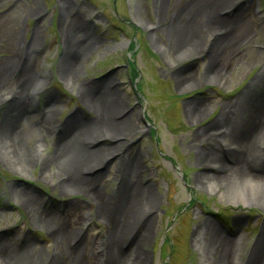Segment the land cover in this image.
<instances>
[{
    "label": "rangeland",
    "instance_id": "374dc122",
    "mask_svg": "<svg viewBox=\"0 0 264 264\" xmlns=\"http://www.w3.org/2000/svg\"><path fill=\"white\" fill-rule=\"evenodd\" d=\"M201 1L212 21L203 20L208 15L194 7L195 0H0V74L11 83L0 89V148L7 149L0 151V245L6 240L12 255L27 246L42 250L38 264L44 255L69 264L68 252L80 249L82 264H103L111 214L124 178L130 177L153 198L131 216L133 231L113 240L116 251L126 254L121 264H220L221 247L207 248L211 234L229 240L225 264L252 263L248 257L264 236V204L254 195L261 185L254 176L261 174L254 162L260 151L264 164L263 120L261 133L246 140L248 151L242 154L245 176L255 180L241 185L246 202L236 197L237 186L229 189L216 178L229 175V166L239 160L222 125L237 139L253 120L256 97L264 89V0ZM63 9L74 23V42L90 43L71 68L66 50L72 45L63 41L59 16ZM174 15L190 27V48L178 45L175 51L169 26ZM237 16L247 26L245 33L237 27L222 38L223 31L212 27H228ZM215 45L220 51L212 58ZM24 58L32 70L22 85L27 98L21 112L31 124L16 129L18 138L9 127L14 114L8 110L18 94L21 68L14 64ZM88 87L110 92L118 105L117 122L130 124L117 136L87 132L75 137L71 146L80 157L110 150L95 165L70 154L57 156L70 119L93 127L97 113L81 92ZM14 92V98L5 99ZM196 104L200 112L192 114ZM129 162L132 169L124 177ZM68 166L82 187L93 182L107 217L97 212L99 201L91 191L62 187L69 177L61 171ZM27 197L34 198L37 215L55 223L36 222ZM146 216L141 232L138 220ZM61 225L69 231L62 249L53 232Z\"/></svg>",
    "mask_w": 264,
    "mask_h": 264
},
{
    "label": "bare ground",
    "instance_id": "6f19581e",
    "mask_svg": "<svg viewBox=\"0 0 264 264\" xmlns=\"http://www.w3.org/2000/svg\"><path fill=\"white\" fill-rule=\"evenodd\" d=\"M195 8H198L201 12L203 13H207L206 8L204 7V5L202 4L201 0H195ZM64 5V4H63ZM228 6H231V2H229ZM68 11L64 10L60 13V17L61 20L63 21V23H61L62 28H63V41L65 44L67 45H72V47H70V49L66 50V54H67V63L68 67H74L78 64V62L81 61L83 55L86 53L87 49L90 46V43L88 41H84L83 43H78V42H74V35L71 33V27L74 26L73 21H69L66 20ZM205 13V14H206ZM208 15V13H207ZM172 16V15H171ZM176 15H174L172 17V19L170 20V33L172 36H174L175 38V51H178L180 48H177L178 45H182V46H186L188 48L189 47V42H191V36L189 35V31H190V27H187L186 24H180V21L176 20ZM209 15L206 17V15L203 16V20L206 21V19H209ZM209 21H212V19H209ZM207 22V21H206ZM213 23V22H212ZM231 24L228 27H222L219 24H213L212 27L215 29L217 28L218 31H223V36L222 38H225L226 35H228L227 33L230 32V30L232 29H236L237 27H239L240 31H243V33H245L247 31V26L244 23V21L240 20V18L237 17H232L231 19ZM210 24V23H209ZM67 28V29H66ZM229 30H227V29ZM226 30V31H225ZM222 33V32H221ZM170 35V36H171ZM171 36V37H172ZM219 39H217L218 41ZM218 43V42H217ZM187 48V49H188ZM190 51V50H187ZM219 51H220V47L219 45H215L212 48V58H215L217 56V54L219 55ZM12 57V56H10ZM28 60V59H27ZM31 60V59H30ZM30 61H26V59H17L16 63L14 65H18L20 69V72L18 74L19 78L17 81V84L15 85V88L17 89V97H15V92L14 94L12 93L11 96H6V98L8 97H15V102L13 103V106L10 107V109L8 111L13 112L14 114V120L10 122L9 127H13L12 133L16 134L18 136V138L20 137V134L18 133L19 131H17L16 129H19L20 127H22L23 124H27L30 125V116H26L23 115L22 116V106L25 103V99L27 98V96H25V93H22V85L25 81V78L27 77V75L29 74V72L32 70L31 69V65L29 64ZM213 63H214V59H212L209 63V68L208 71L210 72L211 69L213 68ZM6 64V63H5ZM5 64H3L2 67L5 66ZM23 70V71H22ZM11 83H9L6 79H4V74H0V89L5 88L7 86H9ZM90 87L87 88H83V90L81 89L82 95H83V99H84V103L87 107L93 109L96 111V118L93 119L94 123H93V127L90 128H86V124H78L76 121L72 119L69 120V122L66 125V129L63 131V134L66 137L65 142L58 148V154L57 156L59 157H63V155L65 154H70V157H72V159H81L83 161H85V163H91L92 165H95V163L102 159L103 155H107V153H109V149H99L96 151H91L89 153H87L86 156L80 157L77 153V150L74 148V145L71 146L74 143L75 137L87 132H92L94 135H96L95 137H99V135H108V134H112L117 136L119 133H121L126 127H130L129 122L124 119L122 121L117 122L113 112H115L117 110V103L115 102V100L112 99V97L110 96V92L106 91L104 93H97L95 90L91 91L89 89ZM91 92H93V97H91ZM259 96L256 97V108H254L253 112V120L251 122H248L247 125H245L243 127V129H241L239 131V133L237 134V139L235 138V134H231L230 129L223 124L222 127L225 128V140L227 141V145H231V149L235 148V155L238 156V161H234V163L232 165H230L229 167L233 169V171L227 175H221L219 177H217L216 179H219L226 187H228L229 189L234 188L235 186H237V190H235V195L236 197H240V201L245 203V188L243 190H241V185H243L242 183H244L246 180H250L251 179L247 178L245 175V171L247 165H245V163L243 162V160L245 159V156L243 157L242 154L248 151V144L246 143V140L250 137V136H255L261 133V129L258 128L259 125V121L263 120L264 122V109L261 110V107L264 105V89L261 90L259 92ZM32 95V94H31ZM12 98V99H13ZM4 99V100H5ZM25 107H26V103H25ZM24 107V108H25ZM3 110L6 109L4 106L2 107ZM200 112L199 109V104H196L192 107V114L193 113H198ZM251 112V113H252ZM256 118V120H255ZM255 120V121H254ZM98 127V128H96ZM17 132V133H16ZM230 134V135H229ZM17 138V137H16ZM18 140V139H17ZM11 142V141H10ZM11 144V143H10ZM235 145V146H232ZM27 147V146H26ZM11 153L14 155V150H13V145L9 146ZM28 149H30L29 147H27ZM7 151V149H5L4 147L0 148V151L3 152ZM230 150V148H229ZM260 151L258 153V155L254 156V162L258 163L260 166L258 168V171L261 173L260 175H254L256 177L261 178V181H263L261 183V181L258 179L256 181H259V183L261 184L260 186L256 187L254 189V195L256 196L255 199L260 203V204H264V164L263 162L260 163L258 157L261 155ZM263 153V152H262ZM109 155V154H108ZM241 155V157H239ZM263 155V154H262ZM51 159L53 158L49 156ZM48 157V158H49ZM212 157V156H211ZM209 157V159L211 158ZM242 157L244 159H242ZM49 158V160L51 161V159ZM206 159V158H204ZM209 159L206 160L207 163H209L210 165L213 164V162L211 163L209 161ZM104 159H102L103 161ZM247 162V160H246ZM263 166V167H262ZM130 169H132V162H129L127 164L126 169L124 170V177L125 175H127L128 171H130ZM72 168L70 166H68V169H65L63 171H61L62 173H64L65 175H67L68 181H64L62 182V187L63 188H67L66 190H72L74 189L73 187L79 188V189H86L91 191V193H93V195L95 196V198H97V200L99 201V204L97 206V212L99 210V214L100 215H105L107 217V209H104V205H103V199L102 196L99 200V195H101L99 193L98 190L95 189V191L93 190V182L90 183H85V185L82 187L81 181L78 178H76L73 174H72ZM71 172V173H70ZM214 179V178H213ZM254 179V178H253ZM215 180V179H214ZM255 181V180H253ZM252 181V182H253ZM89 184V185H88ZM75 188V189H76ZM260 195V197H258ZM235 197V198H236ZM153 198V194L148 191L147 189H137L135 187V183H132V179H130V177L124 178L123 180V185L120 189L119 192V198L115 204V207L113 208V213L111 214V225H110V229H109V234H108V238H107V257L104 261L103 264H121L123 262V258L125 257L126 254H120L119 252L116 251L115 249V244L113 242V240L121 235L123 232H127L128 230H130L131 227V216L138 210H140V205L149 201L150 199ZM27 203L25 202V204H27L29 207H31V211L34 215V220L36 222L39 223H44L46 226H48L49 224H54L55 222L53 220H51L49 217L45 216H41L40 214L37 215V213L35 212V210H32L35 200L32 197H27ZM263 202V203H262ZM45 218V219H43ZM149 217L146 216L143 219L138 220V226H139V230H141V232L146 231L147 228V223H148ZM133 229V226L132 228ZM133 230H130V232H132ZM54 232V238L58 244V246L61 247L62 249V240L65 237V235H67L69 233V231L67 230V228L64 227V225L61 226H57L56 230L53 231ZM132 237H134V233L132 234ZM208 244H207V248L209 247V250L214 251L215 247L220 246L221 247V252H220V264H225L226 262V258H227V254L230 250L231 245H229V240L224 239V238H220L215 236L214 234H211L209 236V240H208ZM1 243L6 244V240L1 241ZM0 245V264H38V262L41 260V251L42 250H34V248H29V247H24L21 249L19 255L14 256L12 255L11 252H9L7 249L9 248V246L7 245ZM254 248L252 249L253 254L251 253L250 256L248 258H253V261L251 264H264V236L262 237L261 241L256 245H254ZM80 256H81V250L80 249H75V251L73 253L68 252L67 254V260L69 261V264H82L80 261ZM134 256L137 258L139 257V255L136 253V251L134 252ZM47 261V264H62L63 263V259L60 257H57V259L53 262L52 258H47V256L42 259V263L40 262V264H45L44 261Z\"/></svg>",
    "mask_w": 264,
    "mask_h": 264
},
{
    "label": "trees",
    "instance_id": "16d2710c",
    "mask_svg": "<svg viewBox=\"0 0 264 264\" xmlns=\"http://www.w3.org/2000/svg\"><path fill=\"white\" fill-rule=\"evenodd\" d=\"M129 64L132 66V63L129 62ZM133 69H134V68H133V66H132V71H131V72H133V74H134V73L136 74V72H135Z\"/></svg>",
    "mask_w": 264,
    "mask_h": 264
}]
</instances>
